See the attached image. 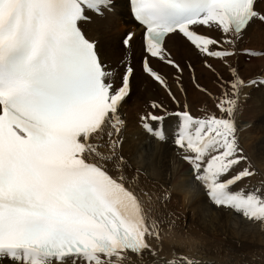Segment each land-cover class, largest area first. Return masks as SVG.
<instances>
[{
	"label": "snow or ice",
	"instance_id": "6c2138e0",
	"mask_svg": "<svg viewBox=\"0 0 264 264\" xmlns=\"http://www.w3.org/2000/svg\"><path fill=\"white\" fill-rule=\"evenodd\" d=\"M260 3L131 0L145 29L143 71L179 104L149 57L182 74L166 45V38L182 35L199 53L226 62L251 24L264 22ZM112 8L113 0H0V264H135L133 256L143 264L145 252L157 254L150 239L159 245L163 225L169 231L176 226L174 214L157 218L145 207L141 194L151 203L141 187L146 172L130 173L122 154L127 125L121 109L134 69L128 66L116 87L97 44L80 26L87 11ZM201 27L222 38L200 33ZM132 39L129 34L125 46ZM230 72L231 92L216 105L220 115L197 118L187 104L174 113L180 120L174 144L192 175L173 187L169 172L161 199L187 201L195 180L218 210L264 231V181L252 190L236 189L257 174L238 142L236 116L242 89L258 81H245L235 68ZM150 107L167 111L155 101ZM164 119L152 112L140 117L143 129L161 142L167 137L153 122ZM166 264L215 262L177 256Z\"/></svg>",
	"mask_w": 264,
	"mask_h": 264
},
{
	"label": "bare ground",
	"instance_id": "6f19581e",
	"mask_svg": "<svg viewBox=\"0 0 264 264\" xmlns=\"http://www.w3.org/2000/svg\"><path fill=\"white\" fill-rule=\"evenodd\" d=\"M258 8L260 12L264 11V3H260ZM104 11L107 12L97 14L87 11V19L81 23V27L86 36L97 44L102 61L114 73L112 82L119 87L121 72L123 75L126 70H122L125 62L137 65L138 57L142 54V59H145L147 54L138 31H134L131 47L124 44L125 48L121 49L117 38L113 37L114 30L127 28L131 31L137 27L130 16L128 0H113V8ZM198 31L217 39L222 38V33L217 30L209 31L201 27ZM125 34L126 39L128 34ZM166 45L172 58L184 69L182 74L158 58L149 59L151 66L168 80L180 103L174 102L167 91L144 71L141 72L138 86H134L133 77L139 73L136 67L131 77V95L121 109L127 125L123 132L122 154L131 165L130 173H134L137 168L146 172V176H141V187L151 194V203L141 194L145 207L151 208L153 216L157 218L168 217L169 213L176 218V226L171 231L167 224L163 225L159 245L156 240L150 239L157 254L153 256L145 252L143 264H166V261L177 256L212 260L215 264H264V231L235 212L218 210L208 201L195 180L186 189L191 193L187 201L171 199L165 203L161 199L169 184V172L172 174L173 187L192 175L191 167L181 158L183 153L174 144L180 123L174 113L183 111L185 104L188 107L201 106L209 95L220 94L224 87L222 81L224 83L232 78L231 68L237 69L245 81H258L242 89L236 120L243 151L248 157L247 163L251 164L257 174L242 181L236 189L242 187L252 190L264 181V83L259 82L264 81V56L256 59L245 54V50L250 48L264 52V23L255 20L251 24L236 45L237 54L227 58L226 62L199 53L182 35L166 38ZM130 53L131 61L127 58ZM124 58L127 60L120 65ZM180 85H183V91ZM134 93L135 99L131 106L130 100ZM153 101L162 103L167 111L152 109L150 104ZM149 112L165 116L162 122H153V127L164 131L166 142L154 138L141 126L140 117ZM132 260L135 264H141L135 256ZM3 264H8V261Z\"/></svg>",
	"mask_w": 264,
	"mask_h": 264
},
{
	"label": "rangeland",
	"instance_id": "374dc122",
	"mask_svg": "<svg viewBox=\"0 0 264 264\" xmlns=\"http://www.w3.org/2000/svg\"><path fill=\"white\" fill-rule=\"evenodd\" d=\"M107 11H104L103 13H106ZM262 15H264V11H261ZM258 21L262 22L261 20L257 19ZM264 23V22H263ZM128 29L125 28L121 31L118 30H114L115 33L113 35L114 38H117L118 40V44L120 45V48L122 49L123 47L125 48L124 46V42L122 41L123 40V37L125 35V32L127 31ZM111 33V32H110ZM138 40L140 41V39L138 38ZM254 48V47H253ZM127 49V48H126ZM130 49V48H129ZM254 49L250 48L249 51H253ZM256 52H261L259 49H256ZM141 56V57H140ZM138 58H139V61L136 64H134L133 62H128L126 64V60L127 58H129V61H131V58H132V53H130L127 58H124V60L120 63L123 64L125 62V66L123 67L122 70H125L128 66H131V67H134L133 69L136 71L137 68H138V71L139 73L136 74V76L133 77V80H134V86H138V80L139 78H142V74L141 72H143V63L141 62V59L144 57L142 54L140 55ZM253 58H256V59H259L261 58V56H253ZM245 62H247L246 60H244ZM133 63V64H132ZM133 65V66H132ZM137 67V68H136ZM138 75V77H137ZM121 77H122V72H121V75H120V81H121ZM136 77V79H134ZM232 80V78H231ZM231 80H224L225 82L223 83L222 81V84H223V90L220 94H211L208 96V99L205 101L204 104H202L201 106H192V105H189L188 109L189 111L191 112V114L197 118H201L209 113H215L216 115H220V112H219V109L216 107L218 101L220 98H222V96L228 92L230 93L231 92V88H230V84L228 83L229 81ZM136 81V82H135ZM136 86V87H137ZM132 91H133V88H132ZM132 99L130 100V103H131V106H133V102H134V96H135V93L132 95ZM241 97V95H240ZM241 104V100H239V106ZM192 106V107H191ZM239 111V110H238ZM238 115V113H237ZM236 120H237V116H236ZM237 122V121H236ZM237 128H238V142L240 144V146L242 147V139H241V135H240V130H239V126H238V123H237ZM243 148V147H242Z\"/></svg>",
	"mask_w": 264,
	"mask_h": 264
}]
</instances>
